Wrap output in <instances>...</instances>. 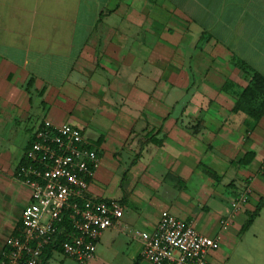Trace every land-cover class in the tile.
Wrapping results in <instances>:
<instances>
[{"label":"crops","instance_id":"0c3cea01","mask_svg":"<svg viewBox=\"0 0 264 264\" xmlns=\"http://www.w3.org/2000/svg\"><path fill=\"white\" fill-rule=\"evenodd\" d=\"M45 119L83 130L91 193L125 208L79 263L152 264L130 229L165 210L218 238L207 264L264 246V204L245 228L264 199V0H0V135L27 147Z\"/></svg>","mask_w":264,"mask_h":264},{"label":"built area","instance_id":"2783aa9c","mask_svg":"<svg viewBox=\"0 0 264 264\" xmlns=\"http://www.w3.org/2000/svg\"><path fill=\"white\" fill-rule=\"evenodd\" d=\"M99 165L98 151L81 128L43 120L16 172L31 197L17 234L5 241L0 264H42L51 246L52 258L61 255L81 263L93 259L101 236L120 224L125 210L119 202L91 193ZM247 200L246 193L233 200L232 212ZM130 232L142 242V256L152 264H207L209 254L219 248L218 238L200 233L167 210L154 231Z\"/></svg>","mask_w":264,"mask_h":264},{"label":"rangeland","instance_id":"374dc122","mask_svg":"<svg viewBox=\"0 0 264 264\" xmlns=\"http://www.w3.org/2000/svg\"><path fill=\"white\" fill-rule=\"evenodd\" d=\"M24 133H26L25 129L18 134L21 140L11 145H6L4 137L0 135V248L9 235V229L19 223L20 214L26 204L24 187L16 175L20 157L26 147V141L24 142L21 138ZM262 216L264 218V211ZM263 247L260 244L256 251L250 250L251 255L247 254L248 260L241 257V262L243 264H264ZM121 256V254L118 255V252L111 250L107 257L94 264H122L124 258ZM50 264L81 263L68 257L56 255L50 260Z\"/></svg>","mask_w":264,"mask_h":264},{"label":"trees","instance_id":"16d2710c","mask_svg":"<svg viewBox=\"0 0 264 264\" xmlns=\"http://www.w3.org/2000/svg\"><path fill=\"white\" fill-rule=\"evenodd\" d=\"M32 86H33V80L31 79L28 83H27V90L29 92H32ZM32 145V141L30 140L29 144L27 145V149ZM26 149V150H27ZM25 161V155L24 157L22 158L21 162H20V165L18 166L17 168V171L18 169L20 168V166L24 163ZM209 175L211 176H214L216 178H218L215 174L213 173H209ZM264 204V199H261L260 203H259V206L257 207V209L255 210V212L253 214L250 215L249 217V220L247 221V223L245 224V228H248V226L252 223L253 219L255 218L256 215H258V212L261 208V206ZM52 247H49V248H46L45 250V257L43 259V263L42 264H50V259L52 258L53 256V250H52Z\"/></svg>","mask_w":264,"mask_h":264}]
</instances>
